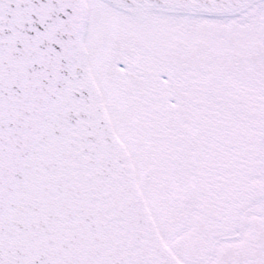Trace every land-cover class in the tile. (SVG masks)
I'll return each mask as SVG.
<instances>
[{"label":"snow or ice","instance_id":"1","mask_svg":"<svg viewBox=\"0 0 264 264\" xmlns=\"http://www.w3.org/2000/svg\"><path fill=\"white\" fill-rule=\"evenodd\" d=\"M0 264H264V0H0Z\"/></svg>","mask_w":264,"mask_h":264}]
</instances>
